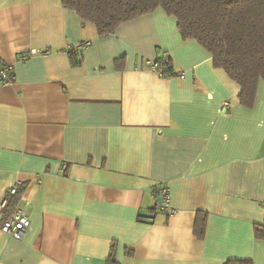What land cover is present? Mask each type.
I'll use <instances>...</instances> for the list:
<instances>
[{
  "label": "crops",
  "instance_id": "obj_1",
  "mask_svg": "<svg viewBox=\"0 0 264 264\" xmlns=\"http://www.w3.org/2000/svg\"><path fill=\"white\" fill-rule=\"evenodd\" d=\"M166 54L183 78L149 68ZM0 63V200L20 181L31 220L0 229V264H264L263 80L244 106L162 8L101 36L62 0H0ZM159 185L172 214L153 213Z\"/></svg>",
  "mask_w": 264,
  "mask_h": 264
},
{
  "label": "trees",
  "instance_id": "obj_2",
  "mask_svg": "<svg viewBox=\"0 0 264 264\" xmlns=\"http://www.w3.org/2000/svg\"><path fill=\"white\" fill-rule=\"evenodd\" d=\"M84 21L95 24L99 35L113 32L121 23L162 8L174 16L183 39H194L241 86L240 100L253 105L259 82L264 81V0H62ZM75 65L81 52L69 51ZM23 188L8 206L16 210ZM13 210V212H14ZM12 212V213H13ZM8 218V217H6ZM198 236L204 224H198ZM257 234L264 237V226ZM225 264H254L251 259H231Z\"/></svg>",
  "mask_w": 264,
  "mask_h": 264
},
{
  "label": "built area",
  "instance_id": "obj_3",
  "mask_svg": "<svg viewBox=\"0 0 264 264\" xmlns=\"http://www.w3.org/2000/svg\"><path fill=\"white\" fill-rule=\"evenodd\" d=\"M89 42H84L76 45L69 46V51L81 52L84 47L88 46ZM28 56H23L27 58ZM149 68L157 73L160 77L172 76L175 74L180 75L182 78L185 76L184 72H175L171 58L168 54L160 59L148 61ZM15 79L13 65L9 63H0V82L2 84L11 83ZM229 104L225 102L224 107ZM20 181L15 182L10 188V194H16ZM153 196L155 198V206L153 213L165 212L172 214L174 209L171 207V189L168 185H159L153 189ZM8 198L4 197L0 200V217L4 215L8 206ZM31 228V220L25 211L24 207H18L14 212L3 220H0V229L9 236L22 240L28 229Z\"/></svg>",
  "mask_w": 264,
  "mask_h": 264
}]
</instances>
